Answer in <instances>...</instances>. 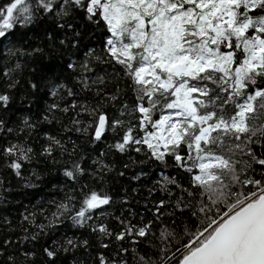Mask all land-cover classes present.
Returning a JSON list of instances; mask_svg holds the SVG:
<instances>
[{"label": "snow or ice", "instance_id": "snow-or-ice-1", "mask_svg": "<svg viewBox=\"0 0 264 264\" xmlns=\"http://www.w3.org/2000/svg\"><path fill=\"white\" fill-rule=\"evenodd\" d=\"M0 264H264V0H0Z\"/></svg>", "mask_w": 264, "mask_h": 264}, {"label": "trees", "instance_id": "trees-1", "mask_svg": "<svg viewBox=\"0 0 264 264\" xmlns=\"http://www.w3.org/2000/svg\"><path fill=\"white\" fill-rule=\"evenodd\" d=\"M28 191L34 193V195H33L32 198H33V199H36V198H38V197L41 195V193H42L43 190H36V189H33V190H28ZM44 194L46 195L47 193L45 192ZM24 203H28V200L25 199V200H24Z\"/></svg>", "mask_w": 264, "mask_h": 264}]
</instances>
